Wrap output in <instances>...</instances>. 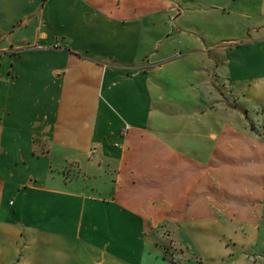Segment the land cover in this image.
Listing matches in <instances>:
<instances>
[{
    "label": "crops",
    "instance_id": "0c3cea01",
    "mask_svg": "<svg viewBox=\"0 0 264 264\" xmlns=\"http://www.w3.org/2000/svg\"><path fill=\"white\" fill-rule=\"evenodd\" d=\"M262 220L264 0H0V264H237Z\"/></svg>",
    "mask_w": 264,
    "mask_h": 264
},
{
    "label": "rangeland",
    "instance_id": "374dc122",
    "mask_svg": "<svg viewBox=\"0 0 264 264\" xmlns=\"http://www.w3.org/2000/svg\"><path fill=\"white\" fill-rule=\"evenodd\" d=\"M172 21V18H170V22ZM55 161L58 162L59 159H55ZM66 166L68 167L67 164ZM64 167L65 166L62 165V168L59 170L58 175L60 177H62ZM68 172L70 175H77L75 169L74 171ZM53 173L55 174L56 172ZM228 249L231 257L236 260L237 264H264V220L257 222L256 231L254 232L253 237L249 238L247 242L236 245L230 243ZM91 250L92 248L86 243H83V246L82 243L73 244L72 249L70 250L72 253L66 259L71 262L74 260V264H102V260L98 258L95 253H92ZM72 254L75 258L71 260ZM76 259L81 262L75 263ZM51 261L53 263L59 261L56 254L52 255Z\"/></svg>",
    "mask_w": 264,
    "mask_h": 264
}]
</instances>
